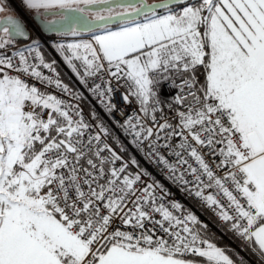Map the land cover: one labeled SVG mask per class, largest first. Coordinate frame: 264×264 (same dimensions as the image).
<instances>
[{
  "label": "snow or ice",
  "instance_id": "snow-or-ice-1",
  "mask_svg": "<svg viewBox=\"0 0 264 264\" xmlns=\"http://www.w3.org/2000/svg\"><path fill=\"white\" fill-rule=\"evenodd\" d=\"M18 4L0 0V264H249L116 129L264 264V0Z\"/></svg>",
  "mask_w": 264,
  "mask_h": 264
},
{
  "label": "built area",
  "instance_id": "built-area-1",
  "mask_svg": "<svg viewBox=\"0 0 264 264\" xmlns=\"http://www.w3.org/2000/svg\"><path fill=\"white\" fill-rule=\"evenodd\" d=\"M21 16H24L25 19H27V16L24 15V12L23 10H18L17 11ZM46 71V70H45ZM161 90L162 91H166L167 90V84H163L161 86ZM48 92H54L55 90L54 89H47ZM56 95L60 96L61 94L56 91L55 92ZM66 98V97H65ZM88 106H86L85 103H83V108H84V112H85V115H87V113L89 112V109L93 106L96 107V110L97 111H100V106L98 105H95V101H87L86 102ZM122 106V105H121ZM132 107H135V101H133V105ZM130 110V109H129ZM116 131V134L120 137L121 140L124 141V143L127 145L128 149H129V152L134 155L136 157V159L140 162V164L147 168L149 172H151L153 174V176L159 180L166 188H168L172 193L173 195L170 196L168 199H174L180 203H182L183 205H185L186 208H189L191 209L192 211H194L198 217L206 224H208L209 228L211 230H213L215 233H217L219 236H221L223 239H225L231 246L235 247L239 252H243L242 250V245H241V242L235 238H233L230 234H226L221 228L218 227V221L216 220V218L213 216V214L211 212H202L198 206L196 205L195 202H193L191 199H189L185 194H182L181 192H179L177 190L176 187H174L168 180H166L164 178L163 175H161L157 169L155 168V166L147 163L143 157L141 156V154L139 152H137L131 145H128L127 144V140L128 138H126L122 132L118 129L115 130ZM115 147V145H113ZM125 155V158L127 159L128 157V153H124ZM147 179V178H146ZM159 218V217H157ZM234 241L238 242V245H236L234 243Z\"/></svg>",
  "mask_w": 264,
  "mask_h": 264
},
{
  "label": "trees",
  "instance_id": "trees-1",
  "mask_svg": "<svg viewBox=\"0 0 264 264\" xmlns=\"http://www.w3.org/2000/svg\"><path fill=\"white\" fill-rule=\"evenodd\" d=\"M58 71L60 72V75H61V79L65 82V83H68L69 85H72V82L69 80V77L67 76V73H65L64 72V70L60 67V66H58ZM201 79H203L202 77H201ZM73 86V85H72ZM85 104H86V106H88L87 105V103L86 102H84ZM210 229V228H209ZM211 230V229H210ZM211 232L212 233H215L213 230H211ZM215 236L217 237V239L215 240V242L219 245V246H229V244L221 237V236H219L217 233H215ZM234 243L236 244V245H238V242H236V241H234ZM242 247V246H241ZM242 250H243V253L252 261V262H254V263H256L255 262V258L246 250V249H244V248H242ZM229 255H232V253L231 252H229ZM240 256H242L241 254H240ZM234 259H235V257H233ZM245 258V257H244ZM246 259V258H245ZM247 260V259H246ZM249 264H252L250 261H249Z\"/></svg>",
  "mask_w": 264,
  "mask_h": 264
},
{
  "label": "rangeland",
  "instance_id": "rangeland-1",
  "mask_svg": "<svg viewBox=\"0 0 264 264\" xmlns=\"http://www.w3.org/2000/svg\"><path fill=\"white\" fill-rule=\"evenodd\" d=\"M12 4H13V6L14 7H16V9H17V11L18 10H23L20 6H19V4H18V0H12ZM59 65H63V67H66L62 62H59L58 63ZM70 74H71V72H70ZM72 75V74H71ZM225 240V239H224ZM226 241V240H225ZM227 242V241H226ZM228 243V242H227ZM229 244V243H228ZM229 247L231 248V249H234L235 250V252H237V253H239V254H241L235 247H233V246H231L230 244H229ZM242 255V254H241ZM243 256V255H242ZM243 257H245V256H243ZM246 258V257H245ZM248 261H250L248 258H246ZM252 264H256V263H254V262H252V261H250Z\"/></svg>",
  "mask_w": 264,
  "mask_h": 264
},
{
  "label": "crops",
  "instance_id": "crops-1",
  "mask_svg": "<svg viewBox=\"0 0 264 264\" xmlns=\"http://www.w3.org/2000/svg\"><path fill=\"white\" fill-rule=\"evenodd\" d=\"M16 8V7H15ZM16 11H17V9H16ZM58 66H60L63 70H64V72L65 73H67V76L69 77V80L72 82V85H70L71 87H74V88H79L80 86H79V84H78V82L75 80V78L70 74V71L67 69V67H63V65H59L58 64Z\"/></svg>",
  "mask_w": 264,
  "mask_h": 264
},
{
  "label": "water",
  "instance_id": "water-1",
  "mask_svg": "<svg viewBox=\"0 0 264 264\" xmlns=\"http://www.w3.org/2000/svg\"><path fill=\"white\" fill-rule=\"evenodd\" d=\"M241 253V252H240ZM243 256H245L246 258H248L243 252L241 253ZM249 259V258H248ZM250 260V259H249ZM251 261V260H250Z\"/></svg>",
  "mask_w": 264,
  "mask_h": 264
}]
</instances>
